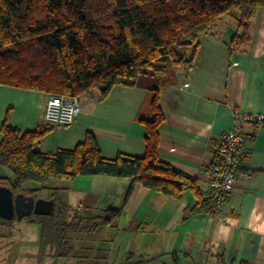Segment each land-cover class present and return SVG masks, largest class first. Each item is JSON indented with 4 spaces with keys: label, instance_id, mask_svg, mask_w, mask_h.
Segmentation results:
<instances>
[{
    "label": "crops",
    "instance_id": "1",
    "mask_svg": "<svg viewBox=\"0 0 264 264\" xmlns=\"http://www.w3.org/2000/svg\"><path fill=\"white\" fill-rule=\"evenodd\" d=\"M238 29L235 15L224 17L200 38V51L190 71L176 70L175 82L163 86L159 105L165 120L159 128L162 161L197 179L199 193L187 190L175 199L137 185L133 180L81 176L60 181L66 203L84 213L122 209L116 228L139 242L143 261L166 264H264V123L237 125L234 113L264 116V8L254 15L251 43L231 53ZM159 81L150 72L118 84L108 97L93 89L79 97L81 114L73 125L45 121L48 95L0 84V145L5 121L22 133L50 127L37 143L44 153L74 150L95 134L103 157H144L152 117L151 103ZM239 127L247 138L248 156L227 201L212 213H186L211 198L209 172L221 137ZM52 193V192H51ZM39 198V197H38ZM44 199V198H43Z\"/></svg>",
    "mask_w": 264,
    "mask_h": 264
},
{
    "label": "trees",
    "instance_id": "2",
    "mask_svg": "<svg viewBox=\"0 0 264 264\" xmlns=\"http://www.w3.org/2000/svg\"><path fill=\"white\" fill-rule=\"evenodd\" d=\"M261 8L264 0H0V84L77 98L93 89L106 98L118 84L147 72L160 85L151 103L152 117L142 119L148 130L144 157L106 159L92 132L74 150L44 153L37 143L50 127L22 133L5 121L0 169L11 175L0 174V185L36 197L52 192L49 199H55L56 210L48 218L57 220L58 230L77 229L80 217L64 222L73 210L60 195L62 189L50 186L52 180L129 178L133 184L125 203L137 185L175 199L187 190L199 193L195 177L160 158L159 128L165 116L159 92L175 82L176 70L194 68L200 38L224 17L235 15L238 22L231 53L248 46L253 17ZM29 184L36 186L29 189ZM215 205V195L202 199L185 219L212 213ZM122 211L105 209L106 215L96 217L101 220L96 228L110 227ZM56 239L67 237L57 233Z\"/></svg>",
    "mask_w": 264,
    "mask_h": 264
},
{
    "label": "rangeland",
    "instance_id": "3",
    "mask_svg": "<svg viewBox=\"0 0 264 264\" xmlns=\"http://www.w3.org/2000/svg\"><path fill=\"white\" fill-rule=\"evenodd\" d=\"M0 174L11 175L6 168H1ZM60 181L52 180L50 186L61 188ZM35 186L29 184L27 188ZM51 196L47 190L38 194L44 199ZM72 210L64 222L72 224L74 216L80 217L75 230L67 227L58 230L57 220H49L52 216L32 215L13 221L0 218V264H163L143 261L140 244L145 240L137 242L135 237L116 228L98 230L96 226L101 220L96 217L99 213L106 215L104 210L90 214L74 207ZM56 232L67 240H57ZM165 262L175 264L173 259Z\"/></svg>",
    "mask_w": 264,
    "mask_h": 264
},
{
    "label": "built area",
    "instance_id": "4",
    "mask_svg": "<svg viewBox=\"0 0 264 264\" xmlns=\"http://www.w3.org/2000/svg\"><path fill=\"white\" fill-rule=\"evenodd\" d=\"M81 114V103L77 97L50 96L47 100L45 121L48 125L69 127ZM237 125L245 123H264V116L246 112H235ZM248 156L246 135L237 126L226 132L219 142L216 157L209 172L211 188L216 197V205L222 206L240 179L248 176L242 169V161Z\"/></svg>",
    "mask_w": 264,
    "mask_h": 264
},
{
    "label": "water",
    "instance_id": "5",
    "mask_svg": "<svg viewBox=\"0 0 264 264\" xmlns=\"http://www.w3.org/2000/svg\"><path fill=\"white\" fill-rule=\"evenodd\" d=\"M55 210V199L15 193L10 187L0 185V218L4 220H22L32 215L53 216Z\"/></svg>",
    "mask_w": 264,
    "mask_h": 264
},
{
    "label": "flooded vegetation",
    "instance_id": "6",
    "mask_svg": "<svg viewBox=\"0 0 264 264\" xmlns=\"http://www.w3.org/2000/svg\"><path fill=\"white\" fill-rule=\"evenodd\" d=\"M38 198V197H37Z\"/></svg>",
    "mask_w": 264,
    "mask_h": 264
}]
</instances>
